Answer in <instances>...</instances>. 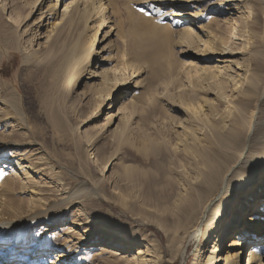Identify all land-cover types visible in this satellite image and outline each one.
I'll use <instances>...</instances> for the list:
<instances>
[{
	"label": "rangeland",
	"instance_id": "1",
	"mask_svg": "<svg viewBox=\"0 0 264 264\" xmlns=\"http://www.w3.org/2000/svg\"><path fill=\"white\" fill-rule=\"evenodd\" d=\"M34 1L0 0V232L8 240L0 242V253L11 246L12 254H18L12 240L26 231V243L47 246L50 255L46 250L42 255L49 264L55 255L70 256L71 264H136L142 256L153 261L149 264L202 263L208 247L189 237L178 246L180 233L170 241L165 236L174 235L176 219L168 213L176 180L157 202H147L129 186L125 172L156 168L153 157L143 151L146 143L161 152L158 175L167 177L158 183H165L176 169L197 167L196 154L208 147L205 133L213 124L241 134L238 147H221L227 155L236 158L247 148L249 132L260 137L262 141L254 143L264 151V0H101L99 11L107 19L97 29L95 54L88 61L93 70L100 53L107 58L102 67L107 74L121 75L122 84L107 88L109 84L89 79L83 70L70 89V76L88 62L82 58L99 14L87 21L59 23V15L52 19L58 23L60 53L70 65L54 80L49 66L41 63L43 48L37 49L28 33L39 11ZM49 1L36 4L53 9ZM172 2L178 7L171 8ZM58 7L60 13L62 4ZM182 13L195 17L189 27L188 17H178ZM141 22L169 33L167 48L158 56L155 51L154 62L146 40L139 41ZM186 27L194 36L198 33V39L186 40ZM108 30V39L100 43ZM3 37L12 45L5 46ZM38 42L45 45L43 38ZM217 55L231 60L220 65L245 72L247 81L240 89L216 75L212 57ZM251 84L258 87L255 94ZM113 114L116 118L109 123ZM201 118L208 131L197 126ZM253 121L258 128L251 131ZM191 148L194 152L188 154ZM255 176L256 183L245 194L256 191L259 182L264 185V163ZM219 192L217 188L215 195ZM257 193L261 197L248 203L251 210L264 204V188ZM234 235H224L221 255ZM25 248L23 255L28 256L31 246Z\"/></svg>",
	"mask_w": 264,
	"mask_h": 264
},
{
	"label": "bare ground",
	"instance_id": "2",
	"mask_svg": "<svg viewBox=\"0 0 264 264\" xmlns=\"http://www.w3.org/2000/svg\"><path fill=\"white\" fill-rule=\"evenodd\" d=\"M37 2L38 0H35L33 4L36 5V10L39 11L35 13L36 18L32 23V27L28 30V33L32 34L34 40L38 43L37 49L39 47L43 48L41 51V55H43L41 63L42 65L45 64L49 66V72H52L53 79L57 80L63 73L70 69V65L66 60V56L60 53L57 42L58 33H56L58 23L54 22L52 19L55 18L56 15H59V23H67L79 18H83L87 21L93 17L94 14H99L98 20L96 24H94L96 26L94 28H91L92 25L89 26L91 28V43L82 58L83 61H90L95 54L93 47L97 43V29L104 27L103 25L107 16L102 11H99L103 5L101 0H50L49 3L52 4L51 6L53 9L45 10L41 8L40 3L36 4ZM60 4H62V10L59 13V7L57 8V6ZM169 6H171V8L178 7V4L172 2ZM178 17L182 20L184 19L183 17H188V19H184L186 24L188 23V27L191 25V22L195 20V17L184 13L178 14ZM140 24H144L142 25L144 30L140 33L141 39L139 41L146 40L147 44L145 47L147 50L152 51V54H148L152 56L151 60L154 62L157 60L158 53L164 48H167L165 46L169 43V33L164 27L153 23L141 22ZM40 29H44L43 35H41L42 32H40ZM184 30L186 40L198 39V33L194 36L187 27L184 28ZM108 35L109 30L104 32L100 43L108 39ZM41 38L45 39L44 46L38 42ZM2 42L7 47L12 45L5 37L2 38ZM108 42H110V40ZM21 49L24 53L28 52L23 45ZM100 51H106L105 45L100 48ZM155 51L157 56L155 55ZM97 58L98 60H96L97 62L95 63L96 68L93 70L90 68L91 63L89 61L85 65L75 69L70 76V81L67 83L68 89L74 86V80H79L83 70H86L89 79L98 78L101 82L109 84L107 88H115L117 85L122 84V82H119V76L121 75L115 72L107 74L108 70L102 67V65L107 62V58L102 57L100 53ZM205 58L209 59L208 57ZM25 59L26 56L24 60ZM212 61L217 63L215 66L216 75H223V79L232 83L234 89H240L244 82L247 81V77L242 74L245 72L230 71L231 66L228 65L231 62L230 59H225L222 55H217L216 58L215 56L212 57ZM222 63L228 64L220 65ZM236 67L239 68L238 66ZM250 88L252 93L255 94L258 87L255 84H251ZM262 95H264V92ZM108 96L107 94L105 97L106 100ZM12 97L14 96L12 95ZM2 101L6 104L11 102L9 105L13 104L11 99H2ZM199 109L197 111H199ZM113 115L115 116H110L111 120L109 123L115 120L116 114ZM202 119L203 118H201V121L198 119L197 126H201L203 132L208 130L211 132L205 133V136H207L205 141L209 144L208 147H202L196 154V158L198 159L197 167H182L181 169H176L173 173L170 172L172 176H169L165 183H158V179L162 180L167 177L165 176V178H163L158 175V169H163L158 158L161 152L157 148H153L151 144L146 143L143 146V151L153 157L152 165L156 168L126 170L125 180L129 183V186L135 188L138 193H143L147 202H157L166 190L172 187V182L176 180L177 185L176 188L173 189L171 195L170 211L168 213L173 215L176 219V224L173 226L174 235L169 236L165 232V236L167 240L170 241L177 238V233H180L178 246H182L186 238L189 237L191 240L197 239L201 248L208 247V256H206V259L202 263L200 259L199 264H264V224L262 223L264 219V204H258L254 209L252 207V210L249 209L250 205L248 204L251 199L261 197L260 194L257 193V189L259 187L264 188V185L259 182L256 186V191L245 194V191H249L251 186L256 183L255 172L258 167L264 163V151L259 149L257 143H254L257 140H262L260 137L259 139L257 136L255 137L254 132L253 134L249 132L245 137V142L248 145L247 148H244V152L242 151L239 156L234 158L232 155H227V152H223L221 147L230 144L238 147L242 141L240 137L241 134L234 133L232 128L225 124H213L208 129L209 125L203 127V124H201V122H203ZM255 121L250 123L251 131L258 128V124ZM114 128H116V131L119 130L118 123ZM193 137L194 136L189 139H193ZM252 144L254 146H252ZM206 150L210 152L208 155ZM186 151H188V154L194 152L193 148L189 150L186 149ZM97 162V159L94 160V164H97ZM23 167L26 168L27 166ZM217 188L220 189V192L215 195ZM243 194L245 195L241 196ZM254 205H256V203L253 204V206ZM253 210L254 212H252ZM241 213L245 215L241 216ZM248 213L253 214V216L248 217ZM168 214L166 215V219H168ZM258 215L261 216L262 219H259ZM18 222L19 220L16 221V223ZM4 223V225H8L10 222ZM27 227L28 226H25V228ZM231 228L234 231H232ZM49 230L50 228L47 225L44 227L43 233L46 235ZM229 233L230 235L235 233L234 238L232 237L229 243L224 245L227 249H222L223 255H221L219 251H221L220 248L223 237ZM26 235L27 232L24 231L14 237L12 245L19 247V253L12 254L15 248L12 251V247L9 246L2 254L0 253V264H8L10 261L13 262L12 264H49L48 260L42 255L45 253L44 250L47 249V246L40 241L29 245L25 242ZM2 241H8L7 235L0 232V242ZM209 243L211 244L207 245ZM27 246H31V249L29 248V255L25 256L23 253L27 250L25 248ZM245 248L246 253L243 255ZM231 249H233L232 252ZM46 251V253L50 255L51 252H48V250ZM199 251L200 248L197 249V252ZM69 257L65 255H55L54 261L50 262V264H56V262L57 264H71L72 260ZM150 261L151 260L145 256H142L136 261V264H149L153 262Z\"/></svg>",
	"mask_w": 264,
	"mask_h": 264
}]
</instances>
